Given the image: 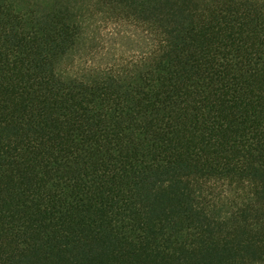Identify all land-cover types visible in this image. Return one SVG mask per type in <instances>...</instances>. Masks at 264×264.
<instances>
[{"label":"trees","instance_id":"trees-1","mask_svg":"<svg viewBox=\"0 0 264 264\" xmlns=\"http://www.w3.org/2000/svg\"><path fill=\"white\" fill-rule=\"evenodd\" d=\"M0 264H264V0H0Z\"/></svg>","mask_w":264,"mask_h":264},{"label":"rangeland","instance_id":"rangeland-1","mask_svg":"<svg viewBox=\"0 0 264 264\" xmlns=\"http://www.w3.org/2000/svg\"><path fill=\"white\" fill-rule=\"evenodd\" d=\"M121 52H127V48L125 46H120L117 45L115 48L112 50V54H119ZM127 53H130L129 51ZM106 59V58H105Z\"/></svg>","mask_w":264,"mask_h":264}]
</instances>
